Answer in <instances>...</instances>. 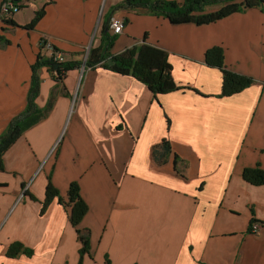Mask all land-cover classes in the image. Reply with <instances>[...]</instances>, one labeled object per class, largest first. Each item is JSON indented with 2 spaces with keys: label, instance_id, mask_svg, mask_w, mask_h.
<instances>
[{
  "label": "crops",
  "instance_id": "crops-1",
  "mask_svg": "<svg viewBox=\"0 0 264 264\" xmlns=\"http://www.w3.org/2000/svg\"><path fill=\"white\" fill-rule=\"evenodd\" d=\"M122 1L16 0L14 25L0 20V135L28 105L39 54L49 57L41 41L81 65L60 81L40 70L44 117L4 154L0 264H264V185L244 177L264 171V6L199 26L115 11ZM112 17L127 25L111 54L165 50L182 90L155 96L132 76L83 66ZM215 46L250 88L221 96L223 74L205 64ZM50 179L64 199L71 183L81 188L84 257L70 212L57 198L43 212ZM16 242L33 255L9 258Z\"/></svg>",
  "mask_w": 264,
  "mask_h": 264
},
{
  "label": "trees",
  "instance_id": "trees-1",
  "mask_svg": "<svg viewBox=\"0 0 264 264\" xmlns=\"http://www.w3.org/2000/svg\"><path fill=\"white\" fill-rule=\"evenodd\" d=\"M263 6L264 0H185L181 4L169 0H123L115 7V11L121 9L141 10L167 18L172 25L195 24L205 26L220 21L231 14L242 13L248 9L262 8ZM211 7H218V9L209 12L208 9ZM43 13H45V10L36 13L35 20L24 28L27 30L35 28ZM10 23L14 25V21ZM101 34L102 45L98 48L92 47L90 49L88 60L85 62L86 68H97L100 66L124 76H132L149 87L155 96L180 91L184 88L179 86L174 80L173 66L170 63V56L165 50L150 44H144L130 48L119 55H112L111 50L117 37L112 36L110 33V22L104 24ZM0 44L7 45L9 41L4 40L0 36ZM54 48L57 49L56 47ZM205 59L206 66L216 68L223 74L221 96L237 95L254 84L253 78L234 73L227 67L225 52L222 47L215 46L209 49L206 52ZM43 67H48L53 73L54 79L60 81L69 71L76 68L80 69L81 65L76 61L56 63L42 52L39 54V58L33 66L32 86L28 94V105H26L25 110L21 114L10 122L7 130L0 135V171L4 170V154L21 135L44 117V112L38 107L37 103L41 89L39 74ZM167 149L169 151L171 149L169 144ZM244 177L250 183L264 185V171L260 168L247 170L244 172ZM51 182L50 179L43 212L46 211L55 198L58 199L60 205L70 212V221L75 227L79 240L83 243L80 252L81 256L84 257L89 252L90 232L80 226L89 211V207L83 200L81 188L78 183H71L68 198L64 199L60 191ZM21 254L31 257L33 251L18 242L10 245L7 252L9 258H17Z\"/></svg>",
  "mask_w": 264,
  "mask_h": 264
},
{
  "label": "built area",
  "instance_id": "built-area-1",
  "mask_svg": "<svg viewBox=\"0 0 264 264\" xmlns=\"http://www.w3.org/2000/svg\"><path fill=\"white\" fill-rule=\"evenodd\" d=\"M20 11V6L16 2V0H4L1 9H0V19L2 23L5 26H10V22L12 21V18L15 13ZM126 27V21L122 18H114L111 22V34L112 35H119L123 32V30ZM46 47L48 49L53 50L51 45H49L47 42H45ZM53 57V61L56 63H65L66 62V56L64 55L63 52L61 51H54L51 53ZM259 226L257 224H253L251 226V231L252 232H258Z\"/></svg>",
  "mask_w": 264,
  "mask_h": 264
},
{
  "label": "rangeland",
  "instance_id": "rangeland-1",
  "mask_svg": "<svg viewBox=\"0 0 264 264\" xmlns=\"http://www.w3.org/2000/svg\"><path fill=\"white\" fill-rule=\"evenodd\" d=\"M114 18H122V17H112V19H111V21H110V30H112L111 29V22H112V20L114 19ZM122 19H124L125 21H126V19L125 18H122ZM167 19V18H166ZM1 20V19H0ZM126 25H127V21H126ZM126 28V27H125ZM125 30V29H124ZM123 30V31H124ZM110 33H111V31H110ZM123 33V32H122ZM121 33V34H122ZM121 34H119V35H121ZM112 35V34H111ZM118 35V36H119ZM112 36H116V37H118L117 35H112ZM41 43H42V41H41ZM41 43H39L40 44V49L42 48V46H44V48L47 50V52H48V54H49V57L50 58H52L53 59V57H52V55H51V53L53 52V50L54 51H60V50H58V49H55L51 44H49V45H51V47L53 48V50H50V49H48V47H46V45H44L45 43L43 42V44L41 45ZM62 52V51H61ZM88 56H89V53H88V55H87V57H86V60H88ZM86 60H84V62H83V66H85L86 67V65H85V62H86ZM66 62H67V60H66ZM65 62V63H66ZM252 232V231H251ZM83 244V243H82ZM82 249V248H81Z\"/></svg>",
  "mask_w": 264,
  "mask_h": 264
}]
</instances>
